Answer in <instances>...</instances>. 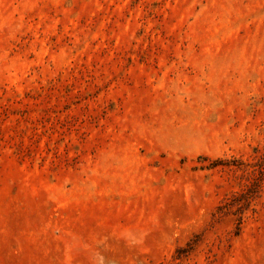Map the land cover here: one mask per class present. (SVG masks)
I'll return each mask as SVG.
<instances>
[{
	"label": "rangeland",
	"instance_id": "obj_1",
	"mask_svg": "<svg viewBox=\"0 0 264 264\" xmlns=\"http://www.w3.org/2000/svg\"><path fill=\"white\" fill-rule=\"evenodd\" d=\"M0 264H264V0H0Z\"/></svg>",
	"mask_w": 264,
	"mask_h": 264
}]
</instances>
